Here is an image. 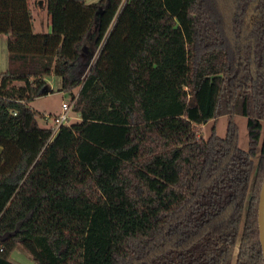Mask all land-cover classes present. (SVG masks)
I'll return each mask as SVG.
<instances>
[{
	"label": "trees",
	"instance_id": "1",
	"mask_svg": "<svg viewBox=\"0 0 264 264\" xmlns=\"http://www.w3.org/2000/svg\"><path fill=\"white\" fill-rule=\"evenodd\" d=\"M39 1L0 0V264H264V0H45L37 33ZM53 75L79 116L54 137Z\"/></svg>",
	"mask_w": 264,
	"mask_h": 264
},
{
	"label": "rangeland",
	"instance_id": "2",
	"mask_svg": "<svg viewBox=\"0 0 264 264\" xmlns=\"http://www.w3.org/2000/svg\"><path fill=\"white\" fill-rule=\"evenodd\" d=\"M87 3H95L99 0H86ZM47 13L43 15V26L44 31L42 33H48V23L46 21ZM36 31L38 30V27L36 26ZM92 43L91 41L88 44V47H91ZM96 53V52H95ZM98 52L95 54L94 59L96 58ZM87 64H91L94 62V59H89V56L84 57ZM48 83L53 90L52 93H50L47 96H43L40 98L35 99L31 104L30 107L37 113V120L39 122V125L43 128L52 127L55 125L54 119L45 120L46 115L52 116V118L58 116L62 112V104L63 102H67L70 104H73L72 102V96L68 93H64L61 91V79L57 77L56 75L50 76L48 78ZM21 85V83H17V86ZM78 90L75 91V94H77ZM79 120V116L73 112H71V118L69 119V122H75ZM234 123L237 127V133H238V141L237 145L242 150H248L249 149V136H248V128H247V118L241 115H237L234 118ZM264 124V121H263ZM228 129V118L227 117H220L216 121H210L207 124L202 126V130L200 131V134L205 138L208 139L212 133L215 131V133L220 137H225L227 134ZM260 162V158L257 157L255 159L256 168H258ZM258 177V176H257ZM253 180L254 182V191L251 192L249 196V200L251 201L253 198V195L256 196V191L259 189V186H261V180L259 179ZM259 191V190H258ZM250 211V207H247L246 212L248 213ZM247 216V214H246ZM247 225V221L245 222V226ZM258 229V225H257ZM244 234V233H243ZM243 236V235H242ZM239 253V246L237 248L235 258L237 257ZM9 259L13 261L16 264H34L30 256L26 253L24 248L20 245H17L14 250L11 252Z\"/></svg>",
	"mask_w": 264,
	"mask_h": 264
},
{
	"label": "crops",
	"instance_id": "3",
	"mask_svg": "<svg viewBox=\"0 0 264 264\" xmlns=\"http://www.w3.org/2000/svg\"><path fill=\"white\" fill-rule=\"evenodd\" d=\"M47 13L46 21L48 23V31H51V19L48 15L46 9L45 0H41L37 3L36 6H33V13H34V27L35 32L42 33L44 31L43 26V15ZM36 26L38 27L39 31H36ZM8 35L0 34V73H4L8 70L9 67V49H8ZM64 103V102H63ZM2 153V148L0 147V156Z\"/></svg>",
	"mask_w": 264,
	"mask_h": 264
},
{
	"label": "built area",
	"instance_id": "4",
	"mask_svg": "<svg viewBox=\"0 0 264 264\" xmlns=\"http://www.w3.org/2000/svg\"><path fill=\"white\" fill-rule=\"evenodd\" d=\"M72 108H73V104L64 102L62 104V112L60 115L52 118V116L50 115H46L44 118L45 120H50V119H54V123L55 125L52 126L53 128V136L54 137L58 131L60 130L61 126L68 124L69 119L71 118V112H72ZM0 251H3V248L0 249Z\"/></svg>",
	"mask_w": 264,
	"mask_h": 264
},
{
	"label": "water",
	"instance_id": "5",
	"mask_svg": "<svg viewBox=\"0 0 264 264\" xmlns=\"http://www.w3.org/2000/svg\"><path fill=\"white\" fill-rule=\"evenodd\" d=\"M258 241L264 262V182L262 185L258 203Z\"/></svg>",
	"mask_w": 264,
	"mask_h": 264
}]
</instances>
